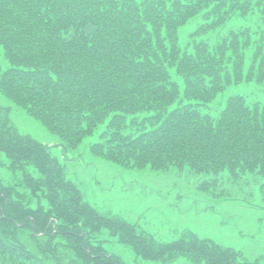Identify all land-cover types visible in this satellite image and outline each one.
<instances>
[{
    "label": "trees",
    "instance_id": "trees-1",
    "mask_svg": "<svg viewBox=\"0 0 264 264\" xmlns=\"http://www.w3.org/2000/svg\"><path fill=\"white\" fill-rule=\"evenodd\" d=\"M1 95L66 156L102 125L90 152L124 169L264 201V0H0ZM10 112L0 102V167L11 172L0 175V264H129L107 241L136 264H258L190 229L159 239L100 210Z\"/></svg>",
    "mask_w": 264,
    "mask_h": 264
},
{
    "label": "rangeland",
    "instance_id": "rangeland-1",
    "mask_svg": "<svg viewBox=\"0 0 264 264\" xmlns=\"http://www.w3.org/2000/svg\"><path fill=\"white\" fill-rule=\"evenodd\" d=\"M249 17L235 16L230 24H254V18ZM199 21L201 17L195 16L183 25L179 32L182 43ZM1 62L7 65L4 58ZM0 102L10 106V115L20 130L48 144L52 152L65 162L67 175L78 184L84 197L100 210L120 213L129 221L151 230L159 239H171L182 230L190 229L198 235L240 249L258 264H264V201L257 192L246 201L238 197L234 188L226 193V198L214 199L200 190L195 176L164 174L151 169H124L90 152L89 144L98 138L102 125L66 156L56 144L59 138L38 119L3 95ZM0 175L11 178L6 167H0ZM105 244L127 263L136 264L135 253L127 245L116 241ZM180 259L171 263L145 264H187Z\"/></svg>",
    "mask_w": 264,
    "mask_h": 264
}]
</instances>
